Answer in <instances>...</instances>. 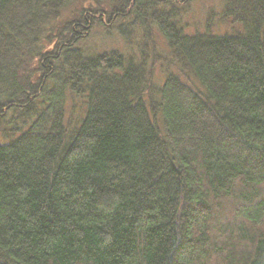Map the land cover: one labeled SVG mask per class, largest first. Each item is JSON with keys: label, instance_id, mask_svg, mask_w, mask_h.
<instances>
[{"label": "trees", "instance_id": "1", "mask_svg": "<svg viewBox=\"0 0 264 264\" xmlns=\"http://www.w3.org/2000/svg\"><path fill=\"white\" fill-rule=\"evenodd\" d=\"M195 1L0 0V264H264V0Z\"/></svg>", "mask_w": 264, "mask_h": 264}, {"label": "rangeland", "instance_id": "2", "mask_svg": "<svg viewBox=\"0 0 264 264\" xmlns=\"http://www.w3.org/2000/svg\"><path fill=\"white\" fill-rule=\"evenodd\" d=\"M221 4V0H204V2L195 1L189 4L187 7L181 10V16L179 17V24L182 27H185V30L193 31L195 28L201 29L200 23H204L207 20L208 11H213L214 8L217 10V7ZM76 9V6H72L65 15H61L59 22H62L64 18H67L71 12ZM215 16L212 18L213 27H210V30L219 31L223 30V27H219L217 23L219 14L215 12ZM58 24L57 22L54 25ZM212 26V25H211ZM198 29V30H199ZM229 30V28H227ZM135 42H139L138 38L135 39ZM77 47L85 54L94 55L97 53H101L104 51L109 50H120L121 52L125 53L126 55L135 54L136 48L135 46L130 47L126 45L116 34L113 29L106 30L104 27H96L92 30L90 36L80 41L77 44ZM163 54V53H161ZM9 114L5 121L0 118V144L8 143L9 141L15 139L21 131H18L15 135L6 137L2 135L1 130L3 133L9 130L10 126L8 123ZM4 129V130H3ZM22 130V128H20Z\"/></svg>", "mask_w": 264, "mask_h": 264}]
</instances>
